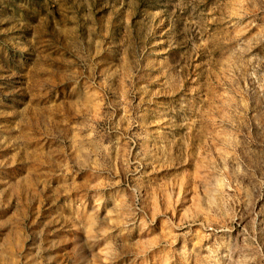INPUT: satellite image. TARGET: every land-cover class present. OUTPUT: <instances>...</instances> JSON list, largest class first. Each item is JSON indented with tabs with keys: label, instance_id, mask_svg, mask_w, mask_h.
<instances>
[{
	"label": "rangeland",
	"instance_id": "obj_1",
	"mask_svg": "<svg viewBox=\"0 0 264 264\" xmlns=\"http://www.w3.org/2000/svg\"><path fill=\"white\" fill-rule=\"evenodd\" d=\"M0 264H264V0H0Z\"/></svg>",
	"mask_w": 264,
	"mask_h": 264
}]
</instances>
